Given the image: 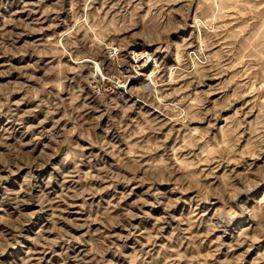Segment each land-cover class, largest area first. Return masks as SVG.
Returning a JSON list of instances; mask_svg holds the SVG:
<instances>
[{
    "label": "rangeland",
    "instance_id": "374dc122",
    "mask_svg": "<svg viewBox=\"0 0 264 264\" xmlns=\"http://www.w3.org/2000/svg\"><path fill=\"white\" fill-rule=\"evenodd\" d=\"M0 264H264V0H0Z\"/></svg>",
    "mask_w": 264,
    "mask_h": 264
},
{
    "label": "bare ground",
    "instance_id": "6f19581e",
    "mask_svg": "<svg viewBox=\"0 0 264 264\" xmlns=\"http://www.w3.org/2000/svg\"><path fill=\"white\" fill-rule=\"evenodd\" d=\"M138 55V54H137ZM140 55V54H139ZM145 61V60H144ZM142 64V63H141Z\"/></svg>",
    "mask_w": 264,
    "mask_h": 264
}]
</instances>
